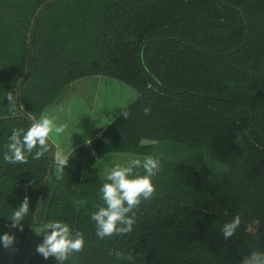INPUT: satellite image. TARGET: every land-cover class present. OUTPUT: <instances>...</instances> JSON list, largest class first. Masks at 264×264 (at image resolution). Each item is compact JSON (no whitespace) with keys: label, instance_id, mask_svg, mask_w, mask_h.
<instances>
[{"label":"trees","instance_id":"obj_1","mask_svg":"<svg viewBox=\"0 0 264 264\" xmlns=\"http://www.w3.org/2000/svg\"><path fill=\"white\" fill-rule=\"evenodd\" d=\"M91 77L120 84L129 119L108 112L100 137L76 147L58 176L51 141L41 160H3L13 128ZM170 147L205 162L159 156ZM112 152L149 154L162 170L133 231L100 240L96 165ZM26 195L25 235L50 220L83 233V251L65 264H240L264 250V0H0V222ZM236 214L226 241L222 226ZM29 264L56 261L35 251Z\"/></svg>","mask_w":264,"mask_h":264},{"label":"clouds","instance_id":"obj_2","mask_svg":"<svg viewBox=\"0 0 264 264\" xmlns=\"http://www.w3.org/2000/svg\"><path fill=\"white\" fill-rule=\"evenodd\" d=\"M6 99L10 110L17 107V96L13 92H7ZM119 113L124 119H129L130 113L121 107ZM144 115H150L151 109L145 107ZM67 125L58 123L55 117L41 114L39 118H32L27 129L13 128L8 142L4 145L3 160L8 164H27L29 157L33 160H41L51 151L50 139L53 134L57 137L64 134ZM86 143H91L90 140ZM73 153V149H72ZM54 161L60 170L69 164V157L59 145L52 153ZM143 170L141 173L139 170ZM162 170L159 158L151 155L132 156L123 164L116 163L107 168L104 173V183L100 188L102 205H96L97 210L91 214L90 219L95 222L96 236L103 240L114 235L124 236L133 231L136 222L135 209L139 208L143 201L151 200L156 193L153 183L158 173ZM34 181H29L31 185ZM77 205L86 203L83 200L75 201ZM30 212L29 197L26 195L20 205L7 216L10 223L9 229L24 231L22 221ZM242 223L240 214L234 215L231 221L225 222L221 232L224 240H229L236 235L237 229ZM37 235H42L43 240L35 251L44 260L54 258L56 264H65L75 254L82 252L85 247V238L81 231H73L69 224L60 220H50L35 229ZM16 236L14 232H4L0 235V248L16 252L14 247ZM115 256L119 260H131L130 255L117 251ZM240 264H264V250L251 251L244 256Z\"/></svg>","mask_w":264,"mask_h":264},{"label":"rangeland","instance_id":"obj_3","mask_svg":"<svg viewBox=\"0 0 264 264\" xmlns=\"http://www.w3.org/2000/svg\"><path fill=\"white\" fill-rule=\"evenodd\" d=\"M127 100L121 92L120 84L114 80L106 83L101 77H96L95 79L91 77L72 83L64 92L63 97L48 107L43 113L50 117H55L58 123L62 122L68 126L66 132L61 136H56V138L52 136L51 140L55 142L52 153L55 152L59 142L61 146L66 148L64 150L67 151L73 148L75 142L85 143L87 134L90 133V137H92L93 132L91 131L96 133L93 134L95 137L90 139V141L99 138L101 132L98 133L96 130L101 129L110 121L106 115V110L114 114L118 109L124 107ZM166 145H171V143ZM162 150L163 152H161ZM158 154L161 157L177 162H193L196 164L205 162V159L198 153L186 152L181 147L161 148ZM148 155L134 152L108 153L98 161L96 170L103 176L104 171L116 163L123 164L132 156H138L142 159ZM52 158L54 171L58 176L60 169L57 167L53 155ZM40 227L36 226L30 229L25 235L24 231L9 229L8 224L0 222V235L4 232H14L16 236L14 247L17 249L16 252H12L11 250L0 248V264H29L35 254V248L40 237V235L36 234L35 229L39 231Z\"/></svg>","mask_w":264,"mask_h":264},{"label":"crops","instance_id":"obj_4","mask_svg":"<svg viewBox=\"0 0 264 264\" xmlns=\"http://www.w3.org/2000/svg\"><path fill=\"white\" fill-rule=\"evenodd\" d=\"M98 78H99V77H98ZM101 78L104 79L106 83H108V80H106V79L103 78V77H101ZM125 106H126V105H124V107H125ZM106 115H108L107 110H106ZM96 131H97L98 133L100 132L99 130H96ZM80 132H81V131H80ZM91 132H93V133H92V137H90V133L87 134L86 141H88V140H90V139H93V137H95L93 134L96 133V132H94V131H91ZM98 133H97V134H98ZM53 136H54V138H56V136H55L54 134H53ZM85 137H86V136H85ZM54 138H53V139H54ZM50 141H51L52 144H55L54 140H51V139H50ZM86 141H85V143H82V142H81V143H77V142H75V144H74V146H73L72 149L74 150L76 147H78V146H80V145H82V144H87ZM57 145H59L61 148H63V150L66 149L64 146H61V145H60V142H59V144H57ZM67 147H69V146H67ZM72 149L69 150V151H67V150H64V151H65L66 154H70V153L72 152Z\"/></svg>","mask_w":264,"mask_h":264},{"label":"water","instance_id":"obj_5","mask_svg":"<svg viewBox=\"0 0 264 264\" xmlns=\"http://www.w3.org/2000/svg\"><path fill=\"white\" fill-rule=\"evenodd\" d=\"M31 58V57H30ZM29 67H30V63H29V65H28V70H29ZM52 160H53V158H52ZM50 176H51V173H50ZM34 227H32L31 229H33Z\"/></svg>","mask_w":264,"mask_h":264}]
</instances>
